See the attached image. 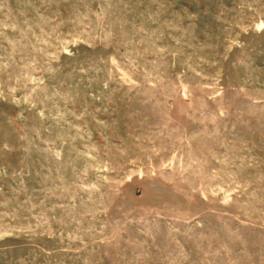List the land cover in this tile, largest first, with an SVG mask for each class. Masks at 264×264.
<instances>
[{"label":"rangeland","instance_id":"374dc122","mask_svg":"<svg viewBox=\"0 0 264 264\" xmlns=\"http://www.w3.org/2000/svg\"><path fill=\"white\" fill-rule=\"evenodd\" d=\"M0 264H264V0H0Z\"/></svg>","mask_w":264,"mask_h":264}]
</instances>
